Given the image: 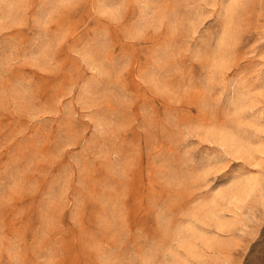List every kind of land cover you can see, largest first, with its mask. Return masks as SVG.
I'll list each match as a JSON object with an SVG mask.
<instances>
[{"label": "rangeland", "instance_id": "1", "mask_svg": "<svg viewBox=\"0 0 264 264\" xmlns=\"http://www.w3.org/2000/svg\"><path fill=\"white\" fill-rule=\"evenodd\" d=\"M0 264H264V0H0Z\"/></svg>", "mask_w": 264, "mask_h": 264}, {"label": "snow or ice", "instance_id": "2", "mask_svg": "<svg viewBox=\"0 0 264 264\" xmlns=\"http://www.w3.org/2000/svg\"><path fill=\"white\" fill-rule=\"evenodd\" d=\"M216 161H213V163H215ZM203 163V162H202Z\"/></svg>", "mask_w": 264, "mask_h": 264}]
</instances>
